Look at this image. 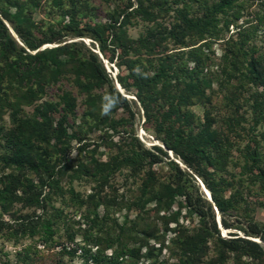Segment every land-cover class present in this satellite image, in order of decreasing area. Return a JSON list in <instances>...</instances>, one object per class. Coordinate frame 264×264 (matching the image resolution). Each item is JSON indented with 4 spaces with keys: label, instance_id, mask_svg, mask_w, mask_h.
<instances>
[{
    "label": "rangeland",
    "instance_id": "374dc122",
    "mask_svg": "<svg viewBox=\"0 0 264 264\" xmlns=\"http://www.w3.org/2000/svg\"><path fill=\"white\" fill-rule=\"evenodd\" d=\"M138 1L144 2L150 12L156 11L155 17L148 20L135 15L133 10L138 6ZM215 2L217 0H36L37 5L32 6L31 0H0V17L17 16L14 24L20 23L22 41L60 40V43H45L39 49L66 44L63 48L69 46L68 49L76 56L95 53L102 62L109 82L114 88L117 83L121 91L116 90L128 100L136 99L135 89L128 85L123 87L117 81L118 77L127 74L125 66L120 63L122 58L139 57L143 62L152 61L154 65L145 69L137 65V70H142L145 78L153 75L158 64L170 65L173 71L181 70V75L197 78L199 89L189 96L185 109L191 112L189 130L198 133L208 119L210 131L220 140L221 147L218 149L220 157L213 161V166L207 165L204 176L209 182V173L213 172L216 179L220 178L225 188L223 195L234 198L237 207L230 211L229 229L217 223L220 235L229 238L232 233L254 240L258 238L246 236L244 227L251 218L264 231V193L255 178L256 170L249 169V165L245 167L243 153L246 146H254L264 161V85L248 82L244 71L222 79L220 70L228 60L241 62L244 58L252 57L256 59L258 68L264 69V0H237L231 11L218 15L215 27L208 28V32L202 36L196 34L199 28L196 21L203 18L207 7ZM234 14L238 16L237 20ZM184 18L191 20V23ZM5 23L12 30L9 22ZM164 28H173L175 38L181 43L175 45V38L170 37L156 45L139 46L140 37L146 36L149 31L157 33ZM78 32L84 35L78 36ZM95 35L105 41L103 49L95 41ZM16 37L19 44L24 46ZM126 38L132 47L129 52L123 53L117 44ZM72 43L76 45L71 46ZM27 52L35 51L27 49ZM195 59L199 60L196 68ZM72 82V77L67 76L57 83L45 85L44 91L33 102L12 101L26 90L24 83L19 85L13 82L10 86L6 83L0 88L1 93L10 99L0 101V129L4 133H16L17 124L13 120L17 122L31 118L35 108L45 103L56 106L51 118L52 128H55L62 115L59 102L62 90L71 92L76 100L74 113L61 125L75 139H69L66 147V139H57L55 131H52L49 146L35 143L42 157L56 163L54 178L62 190L61 196L51 192V205L62 212L53 227L52 241L45 245L36 236L25 237L19 244H13L7 239L5 230L0 231V264H19V256L24 248L29 247L32 264H92L89 258L83 256L84 248H92L93 245V242L89 245L83 242L84 230L88 228L83 216L89 209L90 197L99 202V214L106 212L119 225L126 221L132 242L130 245L139 249L136 258L128 259L129 264H178L175 248L178 228L175 220L183 227L192 228L201 224L198 216L187 207L178 209L176 204L168 211L159 210L155 201L142 205L145 197H140V189L147 179L145 173L148 170L153 180L166 182L173 174L168 160L177 162L183 169L185 166L172 151L166 150L168 159H162L150 168L146 166L135 172L119 168L110 173H98V164H111V158L128 143L134 148L163 147L160 141L162 134L157 131L154 120H144L137 101L132 107L136 112L134 117L128 118L118 99L108 95V81L101 88L92 90V95L99 96L94 101H87V95ZM219 82L223 85L219 86ZM180 88L179 82L170 90L177 92ZM163 96L160 92L158 97L152 99L156 114L167 110ZM110 118H125L128 122L125 127L118 126L113 132L107 123ZM181 119V116L175 117L174 122L179 124ZM53 147L57 150L66 148V152L62 155ZM8 151L7 143L0 140V157L7 155ZM2 169L0 161V175L2 171L8 172V169ZM185 171L190 176L186 180L187 189L192 191L197 188L205 196L203 189L206 187L201 177L188 169ZM19 175L31 178L34 183L40 179L29 170ZM43 178L46 179L47 175ZM46 192L47 189L44 194ZM34 213L39 214L40 210L28 207L25 202H16L10 214L3 215V220L10 222L12 214L24 216ZM209 247L207 257L212 254L211 243ZM226 264H253V261L246 255L227 253ZM257 264H264V260Z\"/></svg>",
    "mask_w": 264,
    "mask_h": 264
},
{
    "label": "trees",
    "instance_id": "16d2710c",
    "mask_svg": "<svg viewBox=\"0 0 264 264\" xmlns=\"http://www.w3.org/2000/svg\"><path fill=\"white\" fill-rule=\"evenodd\" d=\"M236 1L217 0L207 7L203 18L196 21L199 25L196 34L202 36L208 32V28L215 27L218 15H224L231 11ZM31 5L36 6V0H31ZM137 5L133 10L135 15L144 16L148 20L155 17L156 11L150 12L148 7L144 6V2L138 1ZM16 17V15L0 17V88L6 83L10 86L13 82L19 85L24 83L27 87L19 98L14 97L12 101L33 102L37 95L44 91L45 85L57 83L67 76L72 77V83L80 92L87 95V101H94L95 98L99 99V96L92 95V90L101 88L108 81L110 88L108 95L118 99L119 105L128 118L134 117L136 112L132 107L137 101L143 112L144 120L156 122L157 131L162 134L160 141L163 147L154 145L150 149L134 148L128 143L125 148H120L117 154L111 158V164H98L97 172L110 173L119 168H127L129 171L135 172L146 166L150 168L161 162L162 159H168L166 150H170L179 158L185 169L201 177L213 205L218 210L220 225L224 229L231 227L230 211L237 208L236 201L234 198H226L223 195L225 188L220 183V178L214 177L213 172L208 174L211 177L210 182L204 176L207 165L213 166V161L220 157L218 149L221 147V142L213 136V132L211 133L208 119L198 133L194 134L189 130L191 112L185 111V109L189 96L199 89L197 78L192 75H181V70L173 71L170 65L163 66V64H158L153 75L150 78H145L144 72L137 70V65L145 69L147 66L154 65L152 61L143 62L139 57L122 58L120 63L125 66L127 74L124 77H118L117 81L123 87L128 85L135 89L136 99L128 100L121 96L109 82L102 62L95 53L89 52L88 56H76L77 54L68 49L69 46L63 48L66 44L39 49L45 43H60V40L56 38L35 43L22 41L23 34L19 29L20 23L14 24ZM233 17L238 19L236 14ZM4 20L9 22L13 32L25 47L19 44ZM183 20L191 23V20H187V18ZM77 35L84 34L78 32ZM186 35L194 37L192 34L186 33ZM93 37L99 43V47L103 49L105 42L103 38L99 35ZM170 37H176L173 28H164L157 33L147 32V35L140 37L138 42L140 47H146L147 44L156 45ZM173 42L175 45L181 43L176 38ZM70 45L75 46L76 44ZM117 45L123 53L129 52L132 47L128 44L127 38L121 43L118 41ZM27 49L35 52H27ZM194 62L195 68L198 67L199 60L195 59ZM242 71L247 73L246 80L248 82L264 85V69L258 68L257 61L253 57L244 58L241 62L236 59L228 60L221 68L220 75L222 79H225L234 76L236 72L242 73ZM179 75L181 76L179 77ZM126 80L130 82H126ZM179 82L182 88L177 89V92H171L170 88ZM218 85L222 86L223 83L219 82ZM160 92L164 94L167 110L156 114L157 112L152 107V99L158 97ZM1 100L8 101L10 99L0 90ZM75 101L71 92L62 90V94L59 96L62 115L55 128H52L51 118L53 112L56 111V106L52 103H45L35 108V113L31 118L17 122L13 120V123L17 124L16 133H4L0 129V140L3 139L10 150L7 155L0 157L2 168L8 169L7 173L2 171L0 175V231L5 230L7 239L13 241V244H19L25 237L34 238L36 236L45 245L52 241L55 231L53 227L59 221L62 212L51 205L50 201L53 199L51 192L53 195L61 196L62 190L58 180L54 178L56 163L42 157L35 143L49 146L52 131H55L57 139H66L64 142L66 147L69 145V139H75L73 134L69 135L66 130L61 128L62 122L74 113ZM178 116H181L182 119L179 124H176L174 118ZM127 122L128 119L125 118H110L107 123L108 127L116 132L118 126L125 127ZM53 148L55 149V147ZM55 151L64 155L66 148L55 149ZM243 161L245 167L249 165V169L256 170L255 178L264 193V161L261 153L256 147L248 145L243 153ZM167 163L173 172L170 179L166 182L155 181L151 178V171L148 170L145 173L147 179L142 183L140 189V197H145L142 200V205L155 201L159 210L168 211L176 204L178 209L187 207L198 216L201 224L192 228L183 227L175 220L178 228V236L175 238L178 264H226L227 253H234L238 256L246 255L251 258L253 264L263 261L264 231L257 222L250 218L244 227V233L246 236L258 238L261 243L237 237L232 233L229 234V238L222 237L217 226L218 222L215 218L217 214L213 205L206 196L198 192L197 188L192 191L187 189L186 180L190 176L185 169L173 160H168ZM27 170L38 175L40 179L34 183L31 178L19 175ZM44 175H47L46 179L43 178ZM45 189L47 192L44 194ZM90 198L89 209L87 208V212L83 216L88 223V228L84 230L83 242L85 245L93 242V245L92 248H84L83 256L89 258L92 264H129L128 259L136 258L139 249L130 245L132 242L126 221L119 225L106 212L99 214L97 211L99 202ZM177 198L180 199L177 200ZM16 202H25L28 207L34 210L39 209L40 213L24 216L12 214L13 218L10 222L4 221L3 215L10 214L11 207ZM210 243L213 246L212 254L207 257ZM29 249L30 247L24 248L23 254L18 259L19 264H32L28 254Z\"/></svg>",
    "mask_w": 264,
    "mask_h": 264
},
{
    "label": "water",
    "instance_id": "95a60500",
    "mask_svg": "<svg viewBox=\"0 0 264 264\" xmlns=\"http://www.w3.org/2000/svg\"><path fill=\"white\" fill-rule=\"evenodd\" d=\"M10 32L12 33V35L16 38V40H17V37H16V35L13 33V31L10 29ZM18 41V40H17ZM116 88L118 89V91H119V85H117V83H116ZM204 190V189H203ZM204 193H205V196L207 197V199H208V201L213 205V203H212V200H211V197H210V194H207L205 191H204ZM213 208H214V210H215V212H216V214H217V212H218V210H217V208L213 205ZM217 219H218V223H219V225H220V218H219V215H217ZM221 226V225H220Z\"/></svg>",
    "mask_w": 264,
    "mask_h": 264
},
{
    "label": "bare ground",
    "instance_id": "6f19581e",
    "mask_svg": "<svg viewBox=\"0 0 264 264\" xmlns=\"http://www.w3.org/2000/svg\"><path fill=\"white\" fill-rule=\"evenodd\" d=\"M119 90L121 91V88L119 87ZM141 135V134H140ZM182 165V164H181ZM203 189V188H202ZM204 191L207 193V194H209V192L204 188ZM256 242H260L261 243V241L259 240V239H254ZM263 244V243H262Z\"/></svg>",
    "mask_w": 264,
    "mask_h": 264
}]
</instances>
